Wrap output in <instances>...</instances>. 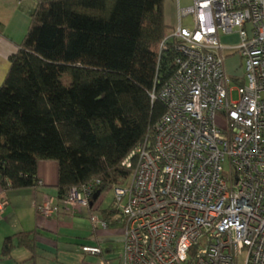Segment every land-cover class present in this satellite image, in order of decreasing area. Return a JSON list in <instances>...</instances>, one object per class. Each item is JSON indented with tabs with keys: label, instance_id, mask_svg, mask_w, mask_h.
Segmentation results:
<instances>
[{
	"label": "built area",
	"instance_id": "2783aa9c",
	"mask_svg": "<svg viewBox=\"0 0 264 264\" xmlns=\"http://www.w3.org/2000/svg\"><path fill=\"white\" fill-rule=\"evenodd\" d=\"M174 2L177 23L158 49L171 48L175 70L151 94L166 111L122 162L130 168L135 159L130 178L111 187L119 217L94 208L91 229L121 224L117 264H264V0ZM232 33L238 43L222 44ZM225 50L242 61L236 100ZM92 190L46 196L36 212L90 209ZM6 203L0 194V213ZM79 249L110 264L98 244Z\"/></svg>",
	"mask_w": 264,
	"mask_h": 264
},
{
	"label": "trees",
	"instance_id": "16d2710c",
	"mask_svg": "<svg viewBox=\"0 0 264 264\" xmlns=\"http://www.w3.org/2000/svg\"><path fill=\"white\" fill-rule=\"evenodd\" d=\"M164 5L36 0L0 85L3 191L36 188L41 160L57 163L59 200L72 188L92 185L93 205L107 188L130 178L135 159L130 168L122 162L166 111L151 94L175 70L171 48L158 49L172 28ZM114 212L101 213L107 220ZM17 246L32 250L34 238L21 232L5 237L0 259Z\"/></svg>",
	"mask_w": 264,
	"mask_h": 264
},
{
	"label": "crops",
	"instance_id": "0c3cea01",
	"mask_svg": "<svg viewBox=\"0 0 264 264\" xmlns=\"http://www.w3.org/2000/svg\"><path fill=\"white\" fill-rule=\"evenodd\" d=\"M35 4L36 0H0V85L9 66L8 58L16 51L17 44L26 33L29 15ZM37 177L41 184L36 188L3 191L0 186V194L4 195L7 200L0 213V249L5 237L20 232L29 233L34 238L32 250L17 246L13 248L9 257L0 259V264H96L98 258L95 256L80 254L82 258L80 262H76L70 258L69 252L63 249L64 245L68 243L67 238H70L68 232L76 224L80 225V222L85 224L83 228L87 226L90 233L88 237L85 236V233L81 234L82 239L79 244H98L103 250L102 258L110 262L106 252L113 242L120 241L122 243V226L121 230L114 229L118 222H111L105 229H90V210L97 209L96 211L103 217L101 195L90 209H62L50 217H45L36 212L35 206L42 202L46 196L58 200L55 188L58 178L57 163L52 160L39 161ZM113 215L114 213L108 215L107 220ZM63 240L65 241L63 242ZM86 256L90 257L88 263L83 262Z\"/></svg>",
	"mask_w": 264,
	"mask_h": 264
},
{
	"label": "rangeland",
	"instance_id": "374dc122",
	"mask_svg": "<svg viewBox=\"0 0 264 264\" xmlns=\"http://www.w3.org/2000/svg\"><path fill=\"white\" fill-rule=\"evenodd\" d=\"M191 3V0H180L181 6H187ZM164 20L169 27H173L177 23V13H176V5L174 0H165L164 5ZM189 22V18H183L182 23L187 24ZM221 43L225 45H234L238 43V38L235 33L221 36ZM242 61L239 58L238 53H234L231 50H225L224 51V66L227 74L231 78L230 81V87L232 88L231 92V98L232 100H236L238 97L237 94V87L239 83L235 80L236 78H240L242 76L243 72V66L241 65ZM67 78H64L63 81L65 82ZM101 209H108L112 207V200H113V194L111 188H107L104 192L101 194ZM119 217V213H114ZM83 222H80L79 224H76L72 230H70L68 243L64 245L63 249L64 251H68L70 258L74 259L76 262H80L82 258V253L79 249V242L81 238V234L85 233V236L88 237V234L90 233L87 228V226ZM80 227V229H79ZM87 229V230H86ZM91 229V228H90ZM114 229L121 230V224L118 223L117 227ZM80 235V236H78ZM65 240H63L64 242ZM109 247V245H108ZM107 251V249H105ZM122 252V243L120 241L113 242L111 246L108 248L107 256L110 258L111 264H117L118 263V257L121 255ZM81 254V255H80ZM90 261V257L86 256L83 260L84 263H88Z\"/></svg>",
	"mask_w": 264,
	"mask_h": 264
},
{
	"label": "water",
	"instance_id": "95a60500",
	"mask_svg": "<svg viewBox=\"0 0 264 264\" xmlns=\"http://www.w3.org/2000/svg\"><path fill=\"white\" fill-rule=\"evenodd\" d=\"M96 196H94V198H95Z\"/></svg>",
	"mask_w": 264,
	"mask_h": 264
}]
</instances>
